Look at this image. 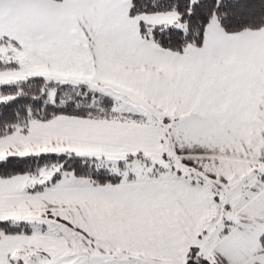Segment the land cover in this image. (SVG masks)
<instances>
[{
	"label": "snow or ice",
	"instance_id": "1",
	"mask_svg": "<svg viewBox=\"0 0 264 264\" xmlns=\"http://www.w3.org/2000/svg\"><path fill=\"white\" fill-rule=\"evenodd\" d=\"M0 264H264V0H0Z\"/></svg>",
	"mask_w": 264,
	"mask_h": 264
}]
</instances>
